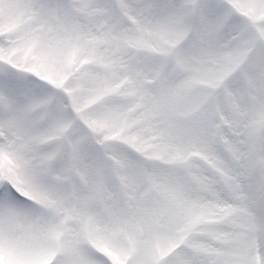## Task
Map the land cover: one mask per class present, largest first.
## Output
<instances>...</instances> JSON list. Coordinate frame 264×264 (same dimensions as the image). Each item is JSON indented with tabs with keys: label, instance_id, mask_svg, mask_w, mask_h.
Instances as JSON below:
<instances>
[{
	"label": "snow or ice",
	"instance_id": "6c2138e0",
	"mask_svg": "<svg viewBox=\"0 0 264 264\" xmlns=\"http://www.w3.org/2000/svg\"><path fill=\"white\" fill-rule=\"evenodd\" d=\"M0 264H264V0H0Z\"/></svg>",
	"mask_w": 264,
	"mask_h": 264
}]
</instances>
